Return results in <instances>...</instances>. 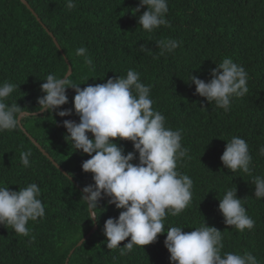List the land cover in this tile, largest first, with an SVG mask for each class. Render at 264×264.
<instances>
[{
	"label": "trees",
	"instance_id": "16d2710c",
	"mask_svg": "<svg viewBox=\"0 0 264 264\" xmlns=\"http://www.w3.org/2000/svg\"><path fill=\"white\" fill-rule=\"evenodd\" d=\"M74 2L76 7L68 9L67 0H0V83L19 86L7 102L39 113L43 80L50 73L61 77L69 68V78L81 88L125 76L128 69L137 71L141 82L151 85L152 107L165 116L167 127L182 131L181 144L188 149L178 171L193 180L192 200L179 215L166 216L165 230L180 226L189 232L204 220L222 231V251L250 252L264 264V198L254 196L252 183L254 177H264V0H168V26L151 33L137 23L146 9L133 15L139 0ZM167 38L181 46L161 54L157 42ZM141 45L151 51H142ZM79 47L87 53L77 56ZM86 57L94 68L85 63ZM224 57L248 73V92L233 98L228 111L208 103L188 82L191 72L207 82L210 69ZM66 94L68 103L60 110L73 107L74 90L69 88ZM74 115L44 112L23 118L15 130L0 131V183L11 190L38 184L45 206V216L27 225L34 240L0 225V264H65L72 250L68 264H169L163 245L166 233L124 255L120 248L106 247L103 223L121 210L105 198L99 202L104 210L96 209L98 223L90 221L87 205L80 200L82 188L92 183V174L81 169L90 157L73 152L62 126L65 119L78 122ZM232 136L247 142L251 174L223 167L220 156ZM116 142L125 153L133 150L130 141ZM23 151L31 152V167L22 164ZM65 173L72 174L70 181ZM235 188L255 221L251 230L240 232L225 225L218 211L225 190ZM125 243L127 239L119 246Z\"/></svg>",
	"mask_w": 264,
	"mask_h": 264
},
{
	"label": "clouds",
	"instance_id": "9594fccd",
	"mask_svg": "<svg viewBox=\"0 0 264 264\" xmlns=\"http://www.w3.org/2000/svg\"><path fill=\"white\" fill-rule=\"evenodd\" d=\"M68 9L76 7L74 0H67ZM137 23L146 32L168 26V0H139L133 9ZM161 54L171 53L181 46L174 38L157 42ZM144 52L151 50L140 46ZM77 56L87 53L85 47L75 50ZM85 63L94 68L91 58ZM210 69V79L205 82L190 73L188 82L195 84V92L215 102L218 108L228 111L233 98H242L248 92V73L230 57ZM66 73L61 77L48 74L40 85L42 95L37 97L38 111L53 113L59 117L73 115L76 120L65 119V141H70L73 152L87 154L81 169L91 173L92 183L81 190L80 200L87 205L90 221L98 223L96 209L107 198L114 205L118 217H109L103 223L102 232L108 249L120 248L121 255L131 252L134 246H145L165 234L163 245L169 253V264H259L250 252H224L223 233L216 227L203 223L189 232L180 226L165 230V218L170 213L179 215L192 200V178L178 171V162L188 156V149L181 144L182 131L167 127L165 116L155 110L150 99L151 85L141 82L140 74L128 69L125 76L108 78L106 82L88 84L81 88ZM19 87L5 81L0 83V131L17 129L23 118L37 117L35 112L22 111L16 101L8 103L11 94ZM73 89L71 109H61L68 103L67 89ZM204 108L203 105H201ZM205 109V108H204ZM117 140L130 141L132 151L125 153ZM220 156L224 168L251 174L252 156L245 139L232 136L225 141ZM264 154V149L261 150ZM30 151L20 153L25 167H31ZM136 161V162H134ZM71 173L63 176L68 181ZM254 196L264 198V177L253 178ZM41 189L29 183L18 190L0 183V225L10 226L20 236H30L29 221L45 216V206L39 198ZM218 211L225 225L243 232L253 229L255 221L247 215L242 200L235 189H226L218 200ZM104 210V209H103ZM127 243L123 247L120 242ZM82 243V241H81Z\"/></svg>",
	"mask_w": 264,
	"mask_h": 264
},
{
	"label": "water",
	"instance_id": "95a60500",
	"mask_svg": "<svg viewBox=\"0 0 264 264\" xmlns=\"http://www.w3.org/2000/svg\"><path fill=\"white\" fill-rule=\"evenodd\" d=\"M68 73L71 75V73H72L71 68H69ZM43 113H44L43 111H40L39 113H36V114L39 115V114H43ZM47 156H48V155H47ZM48 157H49V156H48ZM55 164H56V163H55ZM96 229H97V226L94 227V229L92 230V232H93L94 230H96ZM92 232H90L89 236L91 235ZM85 240H86V237L82 240V243L79 242L78 246H81ZM73 252H74V251L72 250L71 253L69 254V258L72 256ZM69 258L67 259V261H66L65 264H68V263H69Z\"/></svg>",
	"mask_w": 264,
	"mask_h": 264
},
{
	"label": "rangeland",
	"instance_id": "374dc122",
	"mask_svg": "<svg viewBox=\"0 0 264 264\" xmlns=\"http://www.w3.org/2000/svg\"><path fill=\"white\" fill-rule=\"evenodd\" d=\"M74 118H76V115L73 116ZM78 119V118H77Z\"/></svg>",
	"mask_w": 264,
	"mask_h": 264
}]
</instances>
